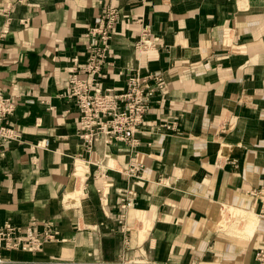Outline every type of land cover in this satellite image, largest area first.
<instances>
[{
	"label": "crops",
	"instance_id": "0c3cea01",
	"mask_svg": "<svg viewBox=\"0 0 264 264\" xmlns=\"http://www.w3.org/2000/svg\"><path fill=\"white\" fill-rule=\"evenodd\" d=\"M106 6L119 19L104 87L123 90L125 69L167 80L132 152L103 133L90 149L63 94ZM144 26L155 48H137ZM0 91L21 134L0 160V223L56 232L39 250L0 247V264H255L264 0H0ZM134 158L139 177L125 173Z\"/></svg>",
	"mask_w": 264,
	"mask_h": 264
},
{
	"label": "built area",
	"instance_id": "2783aa9c",
	"mask_svg": "<svg viewBox=\"0 0 264 264\" xmlns=\"http://www.w3.org/2000/svg\"><path fill=\"white\" fill-rule=\"evenodd\" d=\"M27 1L17 0V3ZM118 19L119 10L106 6L99 22L89 27L87 34L95 37L97 42L88 46L85 62L73 66L70 70L63 94L80 113L78 131L89 144L90 149L95 144L97 135L103 133L109 141L124 142L132 152L133 148L140 143L138 134L145 122L151 102L156 95L165 92L167 80L159 71L133 73L132 69H125L121 71L126 81L123 90L104 87L103 80L107 75V67L111 63L107 55L109 39ZM151 34L149 26H144L136 42L138 49L156 47V38H152ZM16 108L15 98L0 91V160L6 156L8 142L21 137V134L9 123ZM163 125L167 128L171 127L166 123ZM47 143L48 140H44V144ZM143 169V162L134 158L125 169V173L139 177ZM259 193L261 197L259 214L264 217V188L253 191V194ZM54 238H56V232L51 226L44 230L27 227L23 231L20 226L10 221L0 223V247L9 250H39L44 242ZM1 261L3 258L0 255ZM117 264H123V262ZM255 264H264V247L256 250Z\"/></svg>",
	"mask_w": 264,
	"mask_h": 264
},
{
	"label": "rangeland",
	"instance_id": "374dc122",
	"mask_svg": "<svg viewBox=\"0 0 264 264\" xmlns=\"http://www.w3.org/2000/svg\"><path fill=\"white\" fill-rule=\"evenodd\" d=\"M79 179H78V184H79V186L81 187V185H82V183H83V175L82 176H79L78 177ZM80 180V181H79ZM81 189V188H80ZM79 188H77V192L78 193H80L79 192V190H80ZM253 213H255L254 211H253ZM231 221H233L234 223H241L243 220H242V218L241 217H235V218H233Z\"/></svg>",
	"mask_w": 264,
	"mask_h": 264
},
{
	"label": "bare ground",
	"instance_id": "6f19581e",
	"mask_svg": "<svg viewBox=\"0 0 264 264\" xmlns=\"http://www.w3.org/2000/svg\"><path fill=\"white\" fill-rule=\"evenodd\" d=\"M79 173H81V172H78L77 174H79ZM77 178H78V177H77ZM78 179H79V178H78ZM79 181H80V180H79ZM77 183H78V182H77ZM73 184H75V183H73ZM82 187H83L82 185H81V187H80V186L77 187V188H79V189L81 188V189L79 190V192L82 191ZM147 224H148V223H147Z\"/></svg>",
	"mask_w": 264,
	"mask_h": 264
}]
</instances>
